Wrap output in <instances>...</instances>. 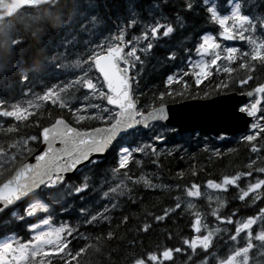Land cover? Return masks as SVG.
<instances>
[{
  "label": "trees",
  "instance_id": "1",
  "mask_svg": "<svg viewBox=\"0 0 264 264\" xmlns=\"http://www.w3.org/2000/svg\"><path fill=\"white\" fill-rule=\"evenodd\" d=\"M135 6V24L126 27L129 20L128 5ZM185 0H58L51 7H45L39 15L28 19H21L13 23L11 27L4 28L6 37L0 35V98L5 101V107L10 108L22 97L24 91L41 94L47 88L60 81L63 72L72 68V59L76 49L81 42L83 34L82 23L92 17L96 18L95 26L91 22L87 34L93 37H106L117 33L120 27L125 28L127 39L138 36L146 26L154 24L157 20L161 23H172L175 27L174 33L168 37H160L152 41L153 48L150 52L139 53L143 65L137 63L135 68L130 69V76H135L132 83L134 95L138 106L150 102L154 94L165 91L166 77L173 73H179L182 81L188 83L184 89L182 83H173L168 86L174 91H183L182 97H174L176 103L193 99H209L216 92L245 93L251 91L259 83H264V70L260 64L251 73L252 79L246 84L239 85L237 80L243 78L246 69H240L238 64L246 57L237 55L236 61L227 64L234 69L231 73L212 68L211 75L207 76L197 85L188 72L186 62L194 54V48L198 43V37L204 32H218V26L206 21L205 13L194 5V11L184 9ZM199 3V0H197ZM241 10L249 14L256 23L264 20V0H241ZM181 17L182 25L176 23V17ZM57 19L65 21L62 28L53 27ZM91 27L95 30L92 31ZM84 31V30H83ZM24 41L23 45L13 42L17 39ZM89 40V39H88ZM76 43V45H75ZM141 41L138 47L145 44ZM188 49V51H185ZM127 51V50H126ZM175 52V59L168 60L169 52ZM52 57H56L52 60ZM250 63H255L249 61ZM64 67H56V64ZM31 66L36 71H27L28 79L21 80V68L27 70ZM227 87L217 88V85ZM83 89H69L74 93L71 104L75 105L82 97ZM205 92L209 95L205 97ZM191 93L189 96L188 94ZM175 103H169V105ZM91 112V111H90ZM88 112V113H90ZM78 115H85L79 112ZM57 116H61L73 127L83 131L94 128L100 124L95 119L86 118L77 122L76 118L68 109H60L50 102L42 101L38 109L25 120L16 121L8 117H0V182L13 173L15 168L24 160L25 147L33 152L39 145V140L24 143L30 136H39L42 127L49 126ZM264 126V120H262ZM11 129V130H10ZM170 136L169 138L173 137ZM186 135L170 139L166 144L155 145L159 155L134 154L125 170L132 180H126L128 185L123 194L117 196L110 194L111 199H116V204L107 212L102 214L107 219L98 217L90 224L85 223V217L90 214L91 206L98 201L101 187L121 179L120 173L116 177L112 175V169L116 166L117 157L115 152H109L102 159V163L90 165L82 169L72 179L68 180L71 186L78 185L84 177H88V189L79 197L66 195L63 199L57 196V203L52 197H46L51 208H60L52 212L53 219L60 215L73 229L72 235L68 236V248L79 249L85 244L89 245L86 252L78 257L81 264H132L136 258H145L148 253H160L165 248H184L183 239L194 235L191 223L194 212L202 215L200 207L204 208L203 200L198 199L194 209L184 207L185 197L183 188L196 183L203 188L208 180L219 182L225 175H234L237 172H249L251 176H242L238 181L241 188H246L248 183L257 178H264V173L254 171L255 168H264V132L251 141H243L241 137L225 138L218 140L199 133L194 139H186ZM168 137H166L167 139ZM145 140V139H144ZM250 144L256 145L258 151L253 152ZM11 145V147H10ZM164 145L170 149H162ZM207 145V149H205ZM218 149L219 154L213 150ZM139 160L136 164L134 161ZM156 160L157 163L152 161ZM254 161L249 168L250 162ZM182 173V175H179ZM195 173V175H193ZM141 176L149 179L155 187H146ZM139 180L138 183L133 181ZM179 185L180 187H177ZM55 191V189H53ZM239 189L229 186L227 192L221 194L224 207L218 209L220 216H232L233 221L244 220L249 216H255L260 208H264V191H260V199L253 201L252 194L240 201L237 197ZM181 203V208L175 209V204ZM64 208L61 209V205ZM210 209L216 208L210 204ZM87 211L83 215L80 208ZM173 208L174 211L164 216L166 209ZM207 209V208H206ZM235 212V215L232 214ZM156 216H164L157 221ZM127 217V220H124ZM8 218L0 215V236L11 232L17 227L15 220L10 223ZM149 225L148 229L142 230L143 226ZM216 224V223H215ZM226 227L213 237L212 247L208 253L200 248L196 253L187 249L182 253H173L172 260H159L156 264H200L205 255L208 262L204 264H218L225 259L235 247H243L247 242L245 233L241 232L236 242L228 237L235 231V223L227 224ZM264 229V221L257 220L252 226L253 236ZM112 232L111 238L107 233ZM97 237H100L97 240ZM256 245L249 252V264H264V247L261 242L253 239ZM95 246V247H93ZM191 255V259L188 256ZM61 254L45 257L37 264H63ZM72 264H75L73 261ZM151 264V262H149Z\"/></svg>",
  "mask_w": 264,
  "mask_h": 264
},
{
  "label": "snow or ice",
  "instance_id": "2",
  "mask_svg": "<svg viewBox=\"0 0 264 264\" xmlns=\"http://www.w3.org/2000/svg\"><path fill=\"white\" fill-rule=\"evenodd\" d=\"M40 2V0H21L20 7L26 8L32 3ZM53 4L55 0H52ZM194 5L205 13V19L218 26L219 37L223 40H233L239 38L247 40L250 45V51L240 53V50L235 47H224L221 50V45L210 32L202 33L198 39L199 43L195 45L194 51L199 59L194 63L192 59L188 58L189 71L184 75L193 77L195 83L199 85L201 80L211 75V67L217 66L218 61H227L229 64L236 61L237 54L241 57H246L247 60H241L238 64L240 69H246L243 78L236 81L239 85H244L248 80L252 79L251 73L256 67V64L261 65L264 70V38H254L251 34L256 24L254 18L249 14H244L241 11V0H185L184 9L186 11H194ZM5 6L10 7L8 0L0 3V10ZM129 20L126 27H132L135 24V6L132 3L128 5ZM11 14V13H10ZM93 26H95L96 18L92 17ZM176 23L182 25L181 17H176ZM260 27L264 28V20L261 21ZM175 27L172 23H161L157 20L154 24H149L146 29L138 36H133L131 39L126 38L125 28H120L118 34H114L110 39L101 40L99 43L91 45V50L88 52L86 58L78 59L75 62L76 67L81 64H86L87 69H82L81 75L73 77L63 86L53 85L47 88L41 95L37 96V100H44L50 102L53 106L60 109H68L77 122L83 121L86 118L95 119L101 123L100 127L90 128L87 130H79L70 126L61 116H57L54 122L47 127H42L39 136H30L24 141L27 144L28 140L37 141L45 145L44 150L39 155L35 156L36 163H22L20 167L16 168L13 174L0 182V214L8 218L7 222L24 221L25 225L34 232L32 238L23 243L15 241V238L0 241V264H24L28 255L32 257L48 255L50 253L61 254L63 264H81L77 259L86 252L89 248L85 244L79 249L72 250L67 246L70 243L65 239L72 235L73 229L67 224H62L59 227H51L49 219L44 217H37L39 223L48 225L47 229H40L38 225L28 220V217H33L37 212H44L50 217L52 212L57 211L51 208L46 197H52L53 200L63 199V196L70 195L79 197L88 189V177H84L83 181L78 185L69 187L65 184L66 174L70 172H80L81 168L78 166L88 167L90 165H97L102 163V158L109 152H115L117 157L116 166L112 169L113 177L120 173L121 169H127L130 161H133L134 154L158 156L159 153L153 143L141 140L142 137L150 136L151 141L161 142L166 139L165 133L170 131L174 133L171 139L182 137L185 131L184 127L176 128L170 126V122L175 119L168 108L169 103H176L174 97H182L183 91H174L168 86L175 83H182L184 89L189 86L186 81H182L180 76L168 75L165 80V91H160L154 94L150 102H145L143 106H138V101L134 95L132 83L135 76H129L130 69L135 68L136 64L143 65L139 53L150 52L153 48L152 41L160 37H168L174 33ZM248 32L249 35H244ZM141 41L146 43L138 47ZM22 39H17L13 45H23ZM127 49V51H126ZM188 51V49H185ZM208 59H205V58ZM56 57H52L55 60ZM168 60L175 59V52H169ZM249 61L255 62L250 63ZM56 67H64L63 64H56ZM94 69L102 77V81L93 79L88 75V71ZM21 80L26 81L28 76L27 71H36L35 66H31L27 70L21 68ZM231 73L234 69L230 66L217 67V71ZM227 87V85L218 84L217 88ZM81 88L83 99L89 101L86 104L78 103L72 105L71 100L74 93H70L69 89ZM242 95L244 93H241ZM264 83L257 84L251 91L246 93L247 97L255 96L254 102L239 104H232L226 98L220 101V114L225 121L235 120L244 121L247 127V134L241 136L243 141L251 142L256 136L264 132V126L258 125L255 122L259 106L264 100ZM189 96L191 93L188 94ZM205 97L208 93L205 92ZM215 95L220 96V92ZM226 96V93L224 94ZM100 100L101 103L93 101ZM29 108L40 107L39 104H34L31 101ZM89 109H94L88 113ZM80 111H84L85 115H78ZM33 115L26 108L12 105L10 108L5 107V101L0 100V117L12 118L16 121L27 119L28 116ZM250 118L245 120L244 118ZM260 119H264L261 116ZM257 129H259L257 131ZM11 130V129H10ZM226 138L224 133L217 136L218 140ZM138 141H140L138 143ZM59 145V146H57ZM132 145H135L133 147ZM253 152L258 151L256 145L250 144ZM11 147V145H10ZM207 149V145L204 146ZM219 154L218 149L213 150ZM3 152V149H0ZM139 164V160L134 161ZM157 163L156 160L152 161ZM254 161L250 162L249 168L252 167ZM254 171L264 173V168H255ZM249 172H237L234 175H225L217 182L208 180L206 188L214 192H227L229 186L239 189L238 199L244 201L251 193L253 201L260 199V191H264V178H257L254 182L248 183L246 188H241L238 181L242 176H251ZM122 176L119 182L114 187H109L104 196L108 197L109 193H114L117 196L123 194V190L128 187L126 180L131 181L132 177L128 175L125 170L120 173ZM179 175H182L180 173ZM195 175V173H193ZM146 187H155L151 184L149 179L141 176ZM139 180L133 181L138 183ZM177 187H180L177 185ZM55 189V191H53ZM184 196L188 198H199L203 194L200 191V186L192 183L190 186L185 185L183 188ZM209 201L214 198L207 197ZM217 201L216 208L211 209V215L221 224L235 223V231L228 237L232 242L237 241V237L241 232L245 233L246 243L243 247H235L230 251L225 259L218 261V264H249V252L256 247L253 244V239L261 242V247H264V229L255 233L253 236L252 226L256 224L257 220L264 221V208H260L259 213L255 216H249L244 220L233 221L232 216L218 215V209L223 206V200L219 195L215 197ZM188 209H193L194 205L189 200L186 204ZM64 205H61V209ZM181 208V203L175 204V209ZM21 211L23 214L21 215ZM86 209L81 207L80 212L83 215ZM107 211V207H105ZM174 211L173 208L166 209L164 216L169 212ZM194 219L191 223V228L196 235L190 238L183 239L184 248H165L160 253H148L146 259L136 258L132 264H156L159 260H172L173 253H182L187 249H191L192 253H196V249L200 248L204 253H208L212 247L213 237L220 232L219 227L209 228L208 224L203 221L199 212H194ZM235 215V212L232 214ZM164 216H156L157 221L162 220ZM102 217L100 212L95 215H87L85 223L90 224ZM127 220V217H124ZM149 225L145 224L142 230H147ZM112 232L107 233V237L111 238ZM100 237H97L99 240ZM48 246V247H46ZM95 247V246H93ZM191 259V255L188 256ZM208 259V255L204 256L201 264H204Z\"/></svg>",
  "mask_w": 264,
  "mask_h": 264
},
{
  "label": "water",
  "instance_id": "3",
  "mask_svg": "<svg viewBox=\"0 0 264 264\" xmlns=\"http://www.w3.org/2000/svg\"><path fill=\"white\" fill-rule=\"evenodd\" d=\"M11 1L13 2V5H11L12 11L9 12V16L17 11L21 3V0ZM49 1L50 0H41V4H45ZM34 6L37 5H30L29 7ZM226 98L232 104H239L240 102H246L248 97L247 95L228 94L210 100H191L169 105L168 108L170 112L175 115V119L170 122V125L176 128L184 127L185 131L200 130L214 136L221 133L235 135L244 132L247 129L244 121H225L222 118L219 102ZM244 119L249 120L246 117ZM44 147L45 145L42 143V150L35 154L27 163H36L35 156L42 153ZM72 173L73 172L67 173L66 176L68 177Z\"/></svg>",
  "mask_w": 264,
  "mask_h": 264
},
{
  "label": "rangeland",
  "instance_id": "4",
  "mask_svg": "<svg viewBox=\"0 0 264 264\" xmlns=\"http://www.w3.org/2000/svg\"><path fill=\"white\" fill-rule=\"evenodd\" d=\"M91 30L92 31H94L95 29L94 28H92L91 27ZM1 34V33H0ZM246 36L247 35H249V33H246L245 34ZM101 40H105V39H103V38H101V39H99V41H98V43L101 41ZM245 42L246 43H248L247 42V40H245ZM95 44V43H94ZM94 44H91V42L90 43H87V47L83 50V52L85 53V54H83L82 56H83V59L84 58H86V56H87V54H88V52L91 50V48H90V46L91 45H94ZM224 47H226V46H222L221 45V50L224 48ZM197 59H199V57L197 58ZM206 59V58H205ZM87 68V65L86 64H81L80 65V67H76L75 68V70H76V72H75V74L69 79V80H71L73 77H75V76H79V75H81V71H82V69H86ZM74 70V71H75ZM68 80V81H69ZM258 123V122H257ZM258 125H259V123H258ZM115 186V184H110V185H107L105 188H104V190L102 191V193H101V196L99 197V200L98 201H96L92 206H91V213L92 214H95V213H97V212H99V211H101V210H105V207H107L106 205H108V204H111L112 203V201L108 198V197H105L104 196V192H107L108 191V189H109V187H114ZM206 188V187H205ZM204 196L206 197V199H208L207 197L208 196H212L214 199L212 200V201H216L215 200V197L217 196V195H219L220 197H221V192L220 193H217V192H214V191H212V190H210V189H205L204 190ZM217 202V201H216ZM203 221L205 222V223H207L208 224V226H209V228H213L212 226H210V224H209V222L207 221V217H205V218H203ZM217 223H220L219 221H217ZM37 225H38V228L36 229V230H40V229H47V227H48V225H42V224H40V223H37ZM49 225L51 226V227H53V228H55V227H59V226H53L52 224H50L49 223ZM33 234H34V232H33ZM33 236V235H32ZM9 239H12V238H9ZM9 239H5V240H9ZM5 240H2V241H5ZM46 247H48V246H46ZM30 255V254H29ZM28 255V256H29Z\"/></svg>",
  "mask_w": 264,
  "mask_h": 264
},
{
  "label": "clouds",
  "instance_id": "5",
  "mask_svg": "<svg viewBox=\"0 0 264 264\" xmlns=\"http://www.w3.org/2000/svg\"><path fill=\"white\" fill-rule=\"evenodd\" d=\"M65 21L61 20V19H57L54 24L53 27L55 28H62L64 26Z\"/></svg>",
  "mask_w": 264,
  "mask_h": 264
},
{
  "label": "bare ground",
  "instance_id": "6",
  "mask_svg": "<svg viewBox=\"0 0 264 264\" xmlns=\"http://www.w3.org/2000/svg\"><path fill=\"white\" fill-rule=\"evenodd\" d=\"M0 35H1L2 37H4V33H1Z\"/></svg>",
  "mask_w": 264,
  "mask_h": 264
}]
</instances>
